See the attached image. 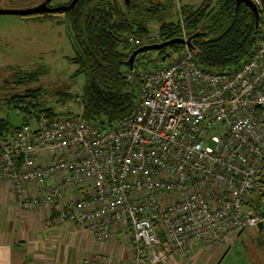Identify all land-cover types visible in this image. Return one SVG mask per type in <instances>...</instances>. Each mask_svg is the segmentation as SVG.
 <instances>
[{
	"label": "built area",
	"instance_id": "obj_1",
	"mask_svg": "<svg viewBox=\"0 0 264 264\" xmlns=\"http://www.w3.org/2000/svg\"><path fill=\"white\" fill-rule=\"evenodd\" d=\"M260 8V0H252ZM251 52L212 70L184 49L155 66L135 55L126 79L138 95L110 125L40 112L0 136V182L22 209L54 206L94 240L127 226L135 264H160L189 245L223 243L264 220V14ZM131 49L159 32L125 35ZM169 57V56H168ZM76 188V196L63 193ZM96 257L110 264L108 257ZM100 259V260H101Z\"/></svg>",
	"mask_w": 264,
	"mask_h": 264
},
{
	"label": "trees",
	"instance_id": "obj_2",
	"mask_svg": "<svg viewBox=\"0 0 264 264\" xmlns=\"http://www.w3.org/2000/svg\"><path fill=\"white\" fill-rule=\"evenodd\" d=\"M149 6L144 7V12L130 15L115 8L111 0H77L66 14L73 37L75 54L71 60L77 64L75 74L82 73L85 77L80 96L83 118L105 126L133 112L138 90L125 76L129 68L126 61L132 49L123 42V37L143 36L149 32V20L161 19L164 5L151 3ZM180 12L187 35L201 32L191 39V49L203 67L220 70L240 63L251 52L257 25L252 10L244 3L236 6L235 0H218L212 7L203 2L196 8L184 4ZM258 12L264 14V0H260ZM181 21L161 22L160 42L181 37ZM183 49L184 45L173 43L155 50V62H162L161 55L165 53L170 56ZM40 73L15 72L13 82L15 85L28 84L36 81ZM43 92L39 87H26L22 92L13 91L3 98L7 112L0 116V136L16 130L8 119L11 109L22 113L25 120L43 111L54 114L51 109L38 110Z\"/></svg>",
	"mask_w": 264,
	"mask_h": 264
},
{
	"label": "crops",
	"instance_id": "obj_3",
	"mask_svg": "<svg viewBox=\"0 0 264 264\" xmlns=\"http://www.w3.org/2000/svg\"><path fill=\"white\" fill-rule=\"evenodd\" d=\"M77 191L63 193L62 201ZM56 215L54 206L22 209L10 187L0 182V264H103L99 254L110 264H135L127 226L98 242L78 224L59 221ZM160 264H264V222L221 244L192 243L185 255L173 253Z\"/></svg>",
	"mask_w": 264,
	"mask_h": 264
},
{
	"label": "rangeland",
	"instance_id": "obj_4",
	"mask_svg": "<svg viewBox=\"0 0 264 264\" xmlns=\"http://www.w3.org/2000/svg\"><path fill=\"white\" fill-rule=\"evenodd\" d=\"M66 1L68 0H52L51 3L60 5ZM153 1L161 6L167 3L166 7L163 6L165 13L161 19L148 21L149 33L155 35L161 22L177 23L182 20L180 6L188 4L197 7L203 1L214 5L218 0ZM34 2L36 0H0V8L25 9ZM150 53L156 54L155 50ZM74 54L73 37L66 15L32 19L16 14H0V116H5L7 112L2 104L3 98L13 91L22 92L26 87L43 89L38 110L77 113L85 77L82 73L75 74L77 64L71 60ZM176 55L175 53L167 57L166 62ZM22 70L41 73L34 82L15 85L12 76ZM35 124L36 118L31 117L30 125L34 128Z\"/></svg>",
	"mask_w": 264,
	"mask_h": 264
},
{
	"label": "water",
	"instance_id": "obj_5",
	"mask_svg": "<svg viewBox=\"0 0 264 264\" xmlns=\"http://www.w3.org/2000/svg\"><path fill=\"white\" fill-rule=\"evenodd\" d=\"M75 1L76 0H72L67 5L56 6L54 8H51V10H69L74 5ZM240 3H244L245 5H247L252 10L254 17H255L256 25H257L259 12H258V8L255 5V3L252 0H235L236 6L239 5ZM43 5H45V4H41L37 7L25 8V9H4V8H0V14H26V13H30V12L39 11V10H50V9H47L46 7H43ZM200 34H201V32L195 31L194 33L189 35L187 38L173 37V38H170V39L165 40V41L156 42V43L147 44V45L137 47V48L132 49L130 51V54L127 58L126 63L129 66V68H132L133 59H134L135 55L139 52L144 51V50H160V49H163L164 47H166L170 44H173V43L186 44L189 47H192L191 39L197 35H200ZM168 56H169V53H165V54L161 55V60H164ZM157 63L158 62H155L154 65L156 66ZM8 119H9V123L12 126V128L16 129L22 125V123L24 121V116L19 111L15 110V109H11L8 113Z\"/></svg>",
	"mask_w": 264,
	"mask_h": 264
},
{
	"label": "flooded vegetation",
	"instance_id": "obj_6",
	"mask_svg": "<svg viewBox=\"0 0 264 264\" xmlns=\"http://www.w3.org/2000/svg\"><path fill=\"white\" fill-rule=\"evenodd\" d=\"M51 1L52 0H36V2H34L31 5L26 7V8H33V7H37L41 4H45V5H43V7H46L47 9H50V10H39V11L30 12V13H26V14H16V15H21L23 17L32 18V19H39L41 17L53 18V17L57 16L58 14L66 15L68 12H70L72 10L73 6L77 2V0H76L74 2V5L69 10H51V8L59 6L56 4H52ZM71 1L72 0H68V1H66L60 5H67ZM111 1L114 4L115 8H118L120 11H123L125 13L128 12L130 15H133L135 12H138V11L144 12V7L145 6L150 7L149 5L154 2L153 0H148L147 2L145 0H142V1H140V0H122L121 2H120V0H111ZM203 2H204V5H207L210 7L216 5V3L213 5L212 3H209L207 1H203ZM164 6L166 7L167 3H164ZM193 8H196V7H193ZM162 12L165 13V9ZM181 27H182L181 28L182 29L181 30V37L187 38L189 35H187V32L185 31V28H184L182 21H181ZM182 45H186V44H182Z\"/></svg>",
	"mask_w": 264,
	"mask_h": 264
}]
</instances>
